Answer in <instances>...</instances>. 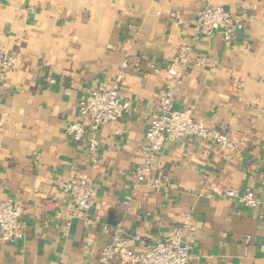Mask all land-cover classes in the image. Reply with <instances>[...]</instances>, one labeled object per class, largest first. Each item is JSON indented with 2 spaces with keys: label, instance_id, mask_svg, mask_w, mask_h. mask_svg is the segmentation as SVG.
I'll list each match as a JSON object with an SVG mask.
<instances>
[{
  "label": "crops",
  "instance_id": "1",
  "mask_svg": "<svg viewBox=\"0 0 264 264\" xmlns=\"http://www.w3.org/2000/svg\"><path fill=\"white\" fill-rule=\"evenodd\" d=\"M207 5L243 19L230 45L195 35ZM0 45L16 60L0 69V201L18 204L24 223L20 240L0 239V264H98L110 241L103 224H121L140 250L184 220L188 264H264V0H0ZM185 45L204 65L187 70L174 106L235 147L192 137L165 145L155 189L133 173ZM118 75L129 109L96 131L92 160L65 127L82 122L83 95ZM80 173L93 189V225L69 216L59 189ZM226 190H249L259 205L244 208Z\"/></svg>",
  "mask_w": 264,
  "mask_h": 264
},
{
  "label": "built area",
  "instance_id": "2",
  "mask_svg": "<svg viewBox=\"0 0 264 264\" xmlns=\"http://www.w3.org/2000/svg\"><path fill=\"white\" fill-rule=\"evenodd\" d=\"M243 29L244 21L241 17L232 16L219 6H205L198 11L193 24L197 37L208 38L219 34L226 46ZM15 62V58L6 55L0 45V69L9 70L14 67ZM203 65L202 58L193 54L190 45H185L168 67L169 81L160 96L158 111L147 127L140 164L133 173L136 183H146L157 189L160 186L159 179L150 178L155 156L165 145L184 138H197L226 152L234 149V141L227 133L195 121L191 111L178 110L174 106L176 89L182 85L187 70ZM120 80L121 76L118 75L107 88L93 89L83 95L78 102V117L82 122H72L65 127V135L73 142L82 144L92 160L95 159L98 148L96 131L103 125L119 121L128 112L129 104L121 101L119 97ZM49 83L53 84L54 80H49ZM59 189L69 198L71 218L81 219L89 225L99 222L98 216L92 217L90 214L94 205L93 189L84 173L77 174L66 183H60ZM224 195L236 198L238 204L244 208H255L259 205L258 199L249 190L242 193L226 190ZM21 217L22 209L18 204L0 201L2 242L11 243L22 238L24 223ZM188 227L184 220L165 239L143 243L140 250H134V241L125 234L121 224L113 227L103 224L102 229L110 234V241L101 250L98 264H188L189 247L184 236Z\"/></svg>",
  "mask_w": 264,
  "mask_h": 264
}]
</instances>
